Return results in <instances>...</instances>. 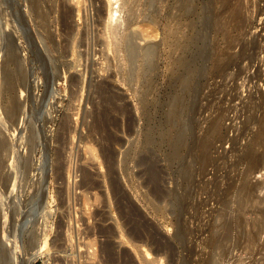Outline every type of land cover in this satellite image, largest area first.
Here are the masks:
<instances>
[{"label": "rangeland", "instance_id": "1", "mask_svg": "<svg viewBox=\"0 0 264 264\" xmlns=\"http://www.w3.org/2000/svg\"><path fill=\"white\" fill-rule=\"evenodd\" d=\"M228 1L197 0L190 21L197 22L206 53L193 91L176 96L184 104L173 126L165 17L179 13L176 5L167 12L164 3L149 11L147 0H0V242L11 249L7 220L23 264L34 237L49 244L31 264H197L196 238L220 221L218 199L230 195L235 202L246 175L264 184V0ZM118 4L121 22L111 27L110 10ZM189 18L182 17V39L191 35ZM127 31L139 33V46L159 47L153 92L125 81V53L115 45ZM104 81L114 91L91 89ZM14 104L16 117L9 110ZM179 132L186 146L175 158ZM252 147L257 166L248 157ZM258 195L260 211L245 222L263 217L264 189ZM244 235H232L224 264L262 263L264 228L254 240Z\"/></svg>", "mask_w": 264, "mask_h": 264}, {"label": "bare ground", "instance_id": "2", "mask_svg": "<svg viewBox=\"0 0 264 264\" xmlns=\"http://www.w3.org/2000/svg\"><path fill=\"white\" fill-rule=\"evenodd\" d=\"M42 1V0H41ZM120 0H114V3L115 5L117 3L120 4L119 2ZM149 1L147 4H149L150 6H148L147 9H150L149 11H151V7L155 8L157 6L158 3H164L165 5L167 4V7L165 6V10L167 8V12L169 9H171L172 7V4L176 5L178 8V11L176 10V12H179L177 15L173 16L171 15L170 13H167L165 17L169 23L168 27H169V30H168V33H167V38H166V45L169 47V57L171 59V61L169 63H171L172 65V74L170 73V75L172 76L171 77V83H170V89L172 91V94L171 95H175V102L172 109L169 111L170 114L169 119L167 122H170L173 126H175L176 124H178V122L180 123V120L179 117L181 116V104L179 102V98L177 99L176 96H181V95H185V94H189L190 92L193 91V87H195L196 85V82H197V78H198V75H199V72H200V63H201V60L203 59L204 57V53L205 52V49L201 46L200 44V32H199V28H197V22L196 23H193L191 22V16H193L194 14H197L196 13V5H197V0H147ZM228 1V0H227ZM232 2V0H229ZM228 1V2H229ZM31 3V2H30ZM38 3V2H37ZM41 3V2H40ZM230 3V2H229ZM228 3V5H229ZM112 4V3H111ZM117 5L114 7V9L110 10V14H109V24L111 23V27L112 26V23L113 22H121L119 21L120 20V13L119 11H121V8L120 7L121 5ZM162 4V5H164ZM34 5V4H33ZM32 5V6H33ZM38 4L35 3V7L37 6ZM125 5V4H124ZM131 5V4H130ZM227 5V4H225ZM28 6V5H27ZM40 6V5H39ZM38 6V7H39ZM52 7V6H51ZM55 7V6H53ZM120 7V9H118ZM126 7V6H125ZM150 7V8H149ZM175 7V6H174ZM157 8V7H156ZM153 9V10H158V9ZM175 8V9H176ZM39 10V8H37ZM56 9V8H55ZM54 9V10H55ZM106 9V7H105ZM105 9L103 10V13L105 11ZM37 10V11H38ZM152 10V11H153ZM5 11V10H4ZM69 11V10H67ZM66 11V12H67ZM155 11V12H156ZM43 12V11H42ZM38 13L39 15L41 14H44V13ZM50 12V11H49ZM57 12V11H56ZM62 12V11H61ZM70 12V11H69ZM130 12V11H129ZM154 12V13H155ZM165 12V11H164ZM175 12V13H176ZM29 13V12H28ZM68 13V12H67ZM66 13V15H67ZM101 13V12H100ZM102 13V14H103ZM137 13V12H136ZM159 13V12H158ZM31 14V13H30ZM29 14V15H30ZM134 14V13H133ZM156 14V13H155ZM65 15V13H64ZM132 15V14H131ZM159 15V14H157ZM38 16V15H37ZM44 16V15H43ZM42 16V18H43ZM69 17V15H67ZM66 16V17H67ZM71 16V14H70ZM189 22L186 23L187 25V28L189 27V33L191 35H186L185 38L182 39V37H179L180 33H182L181 31V24H182V17H185V20H186V17H189ZM36 17V16H35ZM41 17V16H40ZM45 17V16H44ZM57 17V15H56ZM62 17V16H61ZM134 17V16H133ZM156 17V15H155ZM104 18V17H103ZM102 18V19H103ZM4 19V18H3ZM119 19V20H118ZM193 20V19H192ZM52 21V20H51ZM56 21V20H54ZM65 21V20H64ZM152 21V20H151ZM36 22V20H35ZM173 22H176V25L177 26H173ZM195 22V21H194ZM1 23V22H0ZM52 23V22H51ZM62 23V22H61ZM69 23V22H68ZM50 24V23H49ZM65 24V23H64ZM101 24V23H100ZM105 24V23H104ZM123 24V23H122ZM172 24V26L170 25ZM46 25V24H45ZM62 25V24H61ZM103 25V24H102ZM101 25V26H102ZM43 26V25H42ZM70 26V25H69ZM72 26V25H71ZM104 26V25H103ZM102 26V27H103ZM109 26V25H108ZM109 26V27H110ZM184 27V25L182 26ZM1 28V27H0ZM4 28V27H3ZM71 28V27H70ZM116 28V26H115ZM49 29V28H48ZM65 29V28H64ZM68 29V27H67ZM111 30V28H109ZM185 29V28H184ZM44 30V28H43ZM115 30V29H114ZM183 30V29H182ZM258 30V29H257ZM1 31V30H0ZM48 31V30H47ZM50 31V30H49ZM75 31V30H74ZM106 31V30H105ZM116 31V30H115ZM45 32V30H44ZM68 31H66L67 33ZM130 32V31H129ZM167 32V31H166ZM188 32V31H187ZM254 32V31H253ZM38 33V32H37ZM52 33V32H51ZM54 33V32H53ZM81 33V32H80ZM109 33V32H108ZM117 33V32H116ZM1 34V33H0ZM42 34V33H40ZM39 34V35H40ZM46 34V33H45ZM73 34V33H72ZM71 34V35H72ZM85 35V33H83ZM54 35V34H53ZM111 35V34H110ZM153 35V33H152ZM199 35V36H198ZM42 36V35H41ZM106 36V35H104ZM139 33L137 34L136 32L134 33H127L122 35L121 39H122V42L121 43H117L116 48L115 50L118 52V51H123L124 54V61L125 63L127 64L128 66V69L126 68L125 71H124V77H125V81L126 80H129V82L132 84V86L134 87L133 83H141V86H142V89L145 93H150V92H153V89H154V84L156 82H154V78H155V75L157 74V70H158V58H160V56L158 57V48L157 47L158 45H156V43H149L143 47L139 46L138 45V42H137V39L138 38H141L139 37ZM143 36V35H142ZM146 37V35H144ZM154 36V35H153ZM181 36V35H180ZM184 36V34H183ZM55 37V36H54ZM74 37V36H73ZM114 37V36H113ZM116 37V36H115ZM118 37V36H117ZM117 37H116V40H117ZM82 38V37H81ZM80 38V39H81ZM101 38V37H100ZM99 38V39H100ZM149 38V37H147ZM151 38V37H150ZM51 39V38H50ZM49 39V40H50ZM66 39V38H65ZM85 39H86V36H85ZM102 39V38H101ZM104 39V38H103ZM113 39V38H112ZM45 40V39H44ZM78 40V39H77ZM56 41V40H55ZM63 41V39H62ZM105 41V40H104ZM113 41V40H112ZM44 42V41H43ZM71 42V41H70ZM116 42V41H114ZM104 43V42H103ZM69 44V43H68ZM88 44V42H87ZM113 44V42H112ZM54 46V45H53ZM57 46V45H56ZM59 46V45H58ZM65 46V45H64ZM90 46V45H89ZM106 46V45H104ZM112 46V45H111ZM70 47V46H69ZM114 47V46H113ZM64 48V47H63ZM76 48V47H75ZM102 48V47H101ZM104 48V47H103ZM113 49V48H112ZM47 50V49H46ZM51 50V49H50ZM65 49H63L64 51ZM90 50V49H89ZM103 50V49H102ZM66 51V50H65ZM69 51V50H68ZM105 51V50H104ZM114 51V50H113ZM173 51L177 52L178 54L176 56H174L173 54ZM67 52V51H66ZM69 53V52H68ZM83 53V52H82ZM103 53V52H102ZM105 53H107L105 51ZM109 53V52H108ZM107 53V54H108ZM56 54V53H55ZM180 54H184L183 56L180 55ZM65 55V54H63ZM67 55V54H66ZM86 55V54H85ZM84 55V56H85ZM99 55H102V54H99ZM160 55V54H159ZM80 56V55H79ZM111 56V55H110ZM65 57V56H64ZM77 57V56H76ZM75 57V58H76ZM103 57V56H102ZM47 58V57H46ZM85 58V57H84ZM44 59V57H43ZM78 59V58H77ZM88 59V58H87ZM108 59V58H107ZM61 60V59H60ZM102 60V59H101ZM100 60V61H101ZM110 60V59H109ZM117 60V59H116ZM217 60V59H216ZM219 60V59H218ZM162 61V59H161ZM64 62V61H63ZM112 62V61H111ZM259 62V61H258ZM65 63V62H64ZM102 63V62H101ZM105 63V62H104ZM121 63V62H120ZM49 64V62H48ZM66 64V63H65ZM103 64V63H102ZM109 64V63H108ZM111 64V63H110ZM125 64V65H126ZM229 65V64H228ZM55 66V64H54ZM70 66V65H69ZM226 66V65H224ZM92 67V66H91ZM95 67V66H94ZM169 67V66H168ZM52 68V67H51ZM68 68V67H67ZM70 68V67H69ZM95 69V68H94ZM106 69V68H105ZM108 69V68H107ZM113 69V68H112ZM258 69V68H257ZM54 70V69H52ZM69 70V69H68ZM98 70V68H97ZM111 70V69H110ZM119 70V69H118ZM56 71V70H55ZM104 71V70H103ZM57 72V71H56ZM28 74V73H27ZM85 74V73H84ZM87 74V73H86ZM98 74V73H97ZM96 74V75H97ZM104 74V73H103ZM111 74V73H110ZM116 74V73H115ZM25 75V74H24ZM83 75V74H82ZM258 76V75H257ZM260 76V75H259ZM77 77V76H76ZM80 77V76H79ZM84 77V76H83ZM82 77V78H83ZM107 77V76H106ZM105 77V79H106ZM113 77V76H112ZM118 77V76H117ZM157 77V75H156ZM169 77V76H168ZM24 78V77H23ZM86 78V77H85ZM122 78V76H121ZM258 78V77H257ZM256 78V79H257ZM69 79V78H68ZM80 79V78H79ZM84 79V78H83ZM101 79V78H100ZM114 79V78H113ZM116 79V77H115ZM250 79V78H249ZM253 79V78H252ZM255 79V78H254ZM253 79V80H254ZM255 79V80H256ZM54 81L56 79H53ZM86 80V79H85ZM254 80V81H255ZM50 81V80H49ZM82 81V79L80 80ZM101 81V80H100ZM118 81V80H117ZM71 82V80H70ZM73 84L74 85H78L79 84V80L77 79H73L72 80ZM169 82V81H168ZM31 83V82H30ZM115 83V82H114ZM251 83H252V80H251ZM256 83V82H255ZM36 84V83H35ZM72 84V83H71ZM254 84V83H253ZM13 85V84H12ZM90 85V84H89ZM112 83H109L107 81H104V82H101V83H97L94 85V87L91 89H94L95 88V91L96 93L98 92H101V93H107V92H110V91H114L112 88ZM129 85V83H128ZM169 85V84H168ZM9 86H11L9 84ZM48 86V84H47ZM71 86V85H70ZM140 86V85H139ZM167 86V85H166ZM256 86V85H255ZM12 87V86H11ZM35 87V86H34ZM37 87V86H36ZM254 87V86H253ZM52 88V86H51ZM50 88V89H51ZM76 88V87H75ZM74 88V89H75ZM78 88V87H77ZM80 88V87H79ZM156 88V87H155ZM53 89V88H52ZM140 89V88H139ZM141 89V90H142ZM166 89V88H165ZM256 90V89H254ZM55 91V90H54ZM53 91V92H54ZM85 91V90H84ZM94 91V90H93ZM138 91V90H137ZM155 91V90H154ZM168 91V90H167ZM257 91V90H256ZM77 92V91H76ZM119 92V91H118ZM170 92V91H169ZM255 92V91H254ZM258 92V91H257ZM75 93V92H74ZM78 93V92H77ZM94 93V92H93ZM95 93V95H96ZM252 94H254L253 92H251ZM256 93V92H255ZM51 94V93H50ZM72 94V93H71ZM81 94V93H80ZM116 94V93H115ZM94 95V96H95ZM255 95V94H254ZM93 96V95H92ZM103 96V95H102ZM257 96V95H255ZM75 97V96H73ZM172 97V96H171ZM174 97V96H173ZM172 97V98H173ZM254 98V96H252ZM181 98V97H180ZM184 98V97H183ZM182 98V99H183ZM109 99V98H107ZM111 99V98H110ZM145 100V99H144ZM174 101V100H173ZM18 102V100H17ZM171 102H172V99H171ZM170 102V104H172ZM116 103V102H115ZM21 105V103H19ZM18 104V105H19ZM152 104V103H151ZM17 104H14L12 106H10L11 108L9 109L10 110V113L12 115V117H16V115L19 113V109H18V106ZM119 108V107H118ZM122 108V107H121ZM171 108V107H170ZM8 110V111H9ZM9 113V112H8ZM13 119V118H12ZM16 120V119H15ZM24 123H25V119H21V122H20V125L21 126H24ZM211 123V122H210ZM178 126V125H177ZM210 126V125H209ZM208 126V127H209ZM20 127V126H19ZM211 128L210 130L212 131V136H214L213 132H215L216 130H218V123H217V120L216 122H214V119H213V122H212V126L209 127ZM208 133V132H207ZM206 133V135H207ZM179 137L178 139L175 140V142L172 144V149H171V155L175 158H178L179 157V154H180V150L181 148L185 145L186 143V138L184 135L185 133L182 132L180 133L179 132ZM209 136L210 135V132L208 134ZM151 136V135H150ZM150 138V137H149ZM206 139V137H205ZM203 139V140H205ZM212 139V138H211ZM151 140V139H150ZM208 139H206L202 146L203 147H207V141ZM211 142V141H210ZM210 145V144H208ZM186 146V145H185ZM203 148V149H205ZM206 148V149H207ZM203 150V151H206ZM256 150H254V148H250V152L248 154V157H251V161L254 162V166H257L259 165V161L256 157ZM247 157V156H246ZM247 157V158H248ZM174 158V159H175ZM205 159L207 160V157L203 159V161H205ZM250 158H248L249 160ZM145 160V159H143ZM252 162V163H253ZM204 163V162H201V164ZM207 163V162H205ZM249 164V165H252ZM153 165V164H152ZM203 165V164H202ZM206 165V164H204ZM252 165V166H253ZM154 166V165H153ZM251 167V166H250ZM152 169V168H151ZM250 169V168H249ZM251 175V174H249ZM10 177V176H9ZM8 177V178H9ZM17 177V176H16ZM14 177V178H16ZM7 178V177H6ZM13 178V179H14ZM243 180L244 179V184L242 185V187L240 188L239 186H237V191L238 189L240 188L239 192H238V195L236 197V203L238 204V206H236L237 210H235V207H234V210H233V206H234V200L230 198V195L229 196H225L223 197L224 200H219V202H221V204L219 205H222L223 204V211H219V214L218 216L220 217V221L219 219L216 220L215 222V225L213 224V226H211L210 228V233L209 235H207V237L205 236L204 237V229L202 230L199 229L200 231H203V233H198V238H196V240H199L198 243L202 246L201 249L196 250V253L198 255V262L197 264H224V260H225V257L227 255V251H226V246L228 244V241L230 240V238L232 237V235H234L236 233V235H238L240 237V239H242V236L245 234H250V239H255L256 237H258V235L261 233V231L263 230L264 228V214H263V217L262 219H258V218H250L251 221H247L245 222V217L247 215H254L256 213H258L260 210L256 209V207L254 208V204L256 201H258L257 199H259V191L263 190L264 189V184H262L263 182H261L259 184V182H254L253 178L254 176L250 177L248 175L246 176H243L241 177ZM8 182V181H7ZM14 183V182H13ZM14 186V184H12ZM18 185V184H16ZM11 186V187H13ZM232 187V185H230ZM236 186V184H235ZM234 186V187H235ZM230 187V189H231ZM236 188V187H235ZM45 189V188H44ZM229 189V190H230ZM233 189V188H232ZM228 190V188L226 189ZM234 190V189H233ZM236 190V189H235ZM12 188H11V192H12ZM15 191V189H14ZM232 190H230L231 192ZM227 192V191H226ZM229 192V193H230ZM234 192V191H233ZM227 193V194H229ZM257 193V194H256ZM226 194V195H227ZM231 194V193H230ZM233 194V193H232ZM1 195V193H0ZM166 194L163 193V195L161 194L159 197H163L165 196ZM2 196V195H1ZM170 196V194H169ZM227 197V198H226ZM229 197V198H228ZM232 197V196H231ZM158 199V198H157ZM238 200V201H237ZM252 205H251V203ZM235 203V205H237ZM250 203V206L248 205ZM48 205V204H47ZM256 205V204H255ZM46 207V206H45ZM38 208V207H37ZM221 208V207H220ZM18 209V207L16 208ZM14 211V209H13ZM46 211V210H45ZM236 212L235 216L232 217V214L233 212ZM18 212V211H17ZM29 212V211H28ZM32 212V211H31ZM30 212V213H31ZM37 212V211H35ZM218 213V211H217ZM14 214V213H13ZM17 214V213H16ZM21 214V213H20ZM36 214V213H34ZM42 214V213H41ZM10 215V214H9ZM32 215V214H31ZM30 215V216H31ZM234 215V214H233ZM16 216V215H14ZM28 216V215H27ZM36 216V215H35ZM44 216V215H43ZM231 216V217H230ZM3 217H6V219H10L8 218V214L6 213L4 215L3 213ZM13 217V216H12ZM32 218V217H31ZM13 219V218H12ZM17 219V218H16ZM46 219V218H45ZM5 220V218H4ZM15 221V220H14ZM13 221V222H14ZM43 221V220H42ZM7 222V220L5 221ZM4 222V228H3V231H4V235L6 236V238H8L10 240V238L12 237H9L8 236V225L6 226L7 223ZM12 222V224H13ZM213 222V221H212ZM9 223V222H8ZM40 223V222H38ZM42 223V222H41ZM246 223V224H245ZM34 225V224H33ZM27 226V225H25ZM258 226V227H257ZM40 227V226H39ZM251 227V228H258L257 230H253V231H250L248 230V228ZM12 228V227H11ZM43 228V227H42ZM253 228V229H254ZM14 230V229H13ZM27 230V229H25ZM29 230V229H28ZM44 230V229H43ZM209 230V229H208ZM208 232V231H206ZM251 232V233H250ZM178 233V232H177ZM24 234V233H23ZM28 234V233H27ZM31 234V233H30ZM40 234V233H39ZM179 234H183V229L180 228L179 229ZM204 234V235H203ZM10 235V234H9ZM13 235V234H12ZM15 235V234H14ZM13 235V236H14ZM3 236V234H2ZM4 236V237H5ZM8 236V237H7ZM11 236V235H10ZM22 236V235H21ZM37 236V235H36ZM245 236V235H244ZM25 237V236H24ZM42 237V236H41ZM197 237V235H196ZM5 238V239H6ZM154 238V237H153ZM4 239V238H3ZM15 239V238H14ZM30 239V237H29ZM36 238L34 237L33 240V243L35 244L34 245V248H33V251H32V255L28 258L29 259V264H31V262H33L35 259H38V258H43L45 256V252H46V249L48 247V244H49V241L48 239L42 241V242H38L35 240ZM45 239V238H44ZM139 239V238H138ZM156 239V238H155ZM1 240V239H0ZM7 240V239H6ZM8 240L9 242V245L11 246V249L9 250L8 248H6V244L4 243H1L0 242V264H23V261H22V256H21V253L19 252L20 250H18V245L16 243V246H13L12 248V245L10 243V241ZM16 240V239H15ZM157 240V239H156ZM4 241V240H3ZM12 241V240H11ZM5 242V241H4ZM19 242V241H18ZM241 243V240L239 241ZM21 243V242H20ZM14 245V244H13ZM164 246V245H162ZM168 246V245H167ZM240 246V244H239ZM166 247V246H165ZM161 249V248H160ZM157 250V249H156ZM159 251V250H158ZM173 251V250H172ZM24 257V256H23ZM95 261V260H94ZM156 261V260H155ZM173 261V260H172ZM260 261V260H259ZM154 264V263H153ZM167 264V263H166ZM260 264H264V257L262 258V263L260 262Z\"/></svg>", "mask_w": 264, "mask_h": 264}]
</instances>
